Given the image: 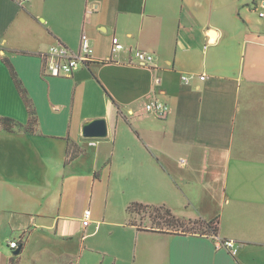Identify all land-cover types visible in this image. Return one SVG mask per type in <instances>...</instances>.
I'll list each match as a JSON object with an SVG mask.
<instances>
[{
  "label": "crops",
  "instance_id": "0c3cea01",
  "mask_svg": "<svg viewBox=\"0 0 264 264\" xmlns=\"http://www.w3.org/2000/svg\"><path fill=\"white\" fill-rule=\"evenodd\" d=\"M259 1L0 0V117L30 121L11 67L37 116L33 132L0 124V264L22 235L19 264H264ZM83 31L94 59L52 75L41 53L80 50ZM115 36L125 50L112 52ZM136 48L154 54L153 68L131 63ZM153 99L169 113H146ZM97 118L108 135L84 137ZM133 203L166 206L184 225L137 221ZM213 220L236 255L195 232Z\"/></svg>",
  "mask_w": 264,
  "mask_h": 264
},
{
  "label": "built area",
  "instance_id": "2783aa9c",
  "mask_svg": "<svg viewBox=\"0 0 264 264\" xmlns=\"http://www.w3.org/2000/svg\"><path fill=\"white\" fill-rule=\"evenodd\" d=\"M28 1V0H21ZM257 14L260 18H264V0H260L256 7ZM112 52H118L126 49L124 43L120 41L118 37L113 38ZM132 60L131 63H136L143 67L153 68L155 64V56L153 53L144 51L141 49L131 50ZM41 57L45 61V65L49 72L54 76H72L81 67L88 64V62L94 59V48L88 34L83 31L81 35V48L80 50H72L63 44H53L45 53H41ZM112 57L102 59V61H110ZM201 79H206V74H202ZM182 80L185 84H189L191 76L188 74L182 75ZM156 82L160 83L161 78L157 77ZM144 111L146 113H152L157 116H165L170 111V105L165 101L159 99H153L145 104ZM92 221V211L87 208L84 211L83 222L84 226H87ZM215 239L216 248H224L228 250L232 255H236L239 251L240 244L231 238H219L217 234H210ZM25 236L18 239H13L9 242V246L16 250L19 248L20 241H25Z\"/></svg>",
  "mask_w": 264,
  "mask_h": 264
},
{
  "label": "trees",
  "instance_id": "16d2710c",
  "mask_svg": "<svg viewBox=\"0 0 264 264\" xmlns=\"http://www.w3.org/2000/svg\"><path fill=\"white\" fill-rule=\"evenodd\" d=\"M11 69H12V74H13V78L15 80V83H16V85H17L20 93L22 94V96L25 100V103L27 105V108H28V111L30 114V121L28 124H24L15 118L8 117V116H1L0 117V124L4 130L9 131V132L10 131H17V130H24L26 132H33L35 130L36 125H37L36 111L33 107L32 100H31L26 88L24 87L22 81L18 77V74L15 72V70L12 67H11ZM74 156H75L74 153L69 152V158L70 159H73ZM162 208L163 207L158 208V207H151L149 205H144L141 203H133L129 206L128 210L130 213H132L135 211L150 209V213L153 215V217H155V216L158 217L160 212L164 211V214L166 215V217L165 216L164 217L159 216V218H161L163 220L164 225L169 226L170 228H173V229L174 228H176V229L181 228V226L184 225L183 224L184 222H182L179 218H177L169 209L160 210ZM155 212H156V214H155ZM194 224H201V225H199V228H201L200 226H203L205 228L203 231H207L209 234H212V233L217 234V232H218V222H215L214 220L210 221V222L196 221ZM183 230L185 231L187 229H183ZM24 244H25V241H20L19 247L23 248ZM21 251H22V249H21ZM19 254L14 255V258H13V261L11 264H19L18 260L16 259L19 256Z\"/></svg>",
  "mask_w": 264,
  "mask_h": 264
},
{
  "label": "water",
  "instance_id": "95a60500",
  "mask_svg": "<svg viewBox=\"0 0 264 264\" xmlns=\"http://www.w3.org/2000/svg\"><path fill=\"white\" fill-rule=\"evenodd\" d=\"M83 135L87 138H104L108 135L107 120L105 118H97L87 122L83 127ZM22 247L14 250L17 255L21 252Z\"/></svg>",
  "mask_w": 264,
  "mask_h": 264
},
{
  "label": "rangeland",
  "instance_id": "374dc122",
  "mask_svg": "<svg viewBox=\"0 0 264 264\" xmlns=\"http://www.w3.org/2000/svg\"><path fill=\"white\" fill-rule=\"evenodd\" d=\"M136 49H138V48H136ZM142 50V49H141ZM145 51V50H144ZM15 83V82H14ZM16 85V84H15ZM17 86V85H16ZM24 87H25V85H24ZM17 89H18V87H17ZM19 90V89H18ZM27 90V89H26ZM20 92V91H19ZM28 92V91H27ZM22 95V94H21ZM26 104V103H25ZM88 201V200H87ZM83 203V199H81V201H79V205H81ZM147 205V204H146ZM90 206V205H89ZM151 207H158V208H160V207H163L162 209H160V210H166V209H168L166 206H162V205H154V206H151ZM153 211V210H152ZM171 211V210H170ZM137 213H135V214H133V218L135 219V220H137V221H140V220H142V218H143V216H145V215H148V214H151V213H148V212H150V209H148V211L146 210V209H144V211L143 210H140V211H136ZM172 212V211H171ZM173 213V212H172ZM155 214H156V212H155ZM152 215V214H151ZM175 215V214H174ZM139 216H141V217H139ZM159 216H162V217H166V215L164 214V211H161L160 212V214H159ZM199 225H201V224H197V227H199ZM201 228L198 230H195V231H199L200 232V230H202L204 227L203 226H200ZM195 228V226L194 225H191V226H189V225H187V228H184V229H187V230H189V229H194ZM194 231V230H193ZM12 252L14 253V250H12Z\"/></svg>",
  "mask_w": 264,
  "mask_h": 264
}]
</instances>
